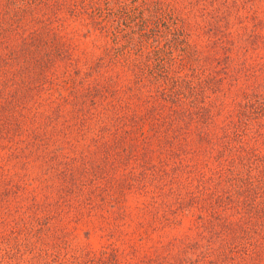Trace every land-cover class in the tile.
Returning a JSON list of instances; mask_svg holds the SVG:
<instances>
[{
	"label": "trees",
	"instance_id": "obj_1",
	"mask_svg": "<svg viewBox=\"0 0 264 264\" xmlns=\"http://www.w3.org/2000/svg\"><path fill=\"white\" fill-rule=\"evenodd\" d=\"M185 2L186 7L178 6L172 12L168 7L172 20L169 23L163 18L164 27L158 29L155 24L162 12L154 20L141 17L140 23L136 14L127 13L129 23L114 29V18L118 22L125 12L117 7V12L100 22L107 27H100L103 39L97 42L93 31L99 30V24L94 17H72L74 21L67 26L66 8L65 14L61 8L68 6L66 0H0V89L10 90L5 97L10 100L0 98V137L5 140L10 136L3 149L26 162L31 150L48 159L50 140L55 145L64 141L74 146L79 141L81 147L100 149V158L85 160L82 165L96 179L108 175L110 164L115 167L120 159L125 161L122 152L115 151L129 149L132 161L141 164L118 179L120 191L110 207L121 218L112 231L121 229L130 216L123 195L136 190L149 197L131 215L137 224L132 233L138 241L160 231L164 240V234L170 233L173 237L165 240L186 241L181 246L185 252L188 241L245 240L248 242L242 248L236 247L241 252L246 250L244 257L264 241L262 201L248 199L259 181L257 174L245 177L244 151L238 153L241 157L219 155L230 140L227 133L220 132L228 121L220 123L225 117L222 120L216 115L243 116L254 100L262 78L257 75L264 72V0ZM207 28L212 43L214 36L222 38L221 51H216L214 43L210 48L212 59L218 61L222 55L231 59L236 53L235 65L219 75L212 87L195 64L201 59L200 53L192 57L188 52H174L188 44L190 32L200 34ZM113 34L119 39L113 41ZM238 35L247 40L237 39ZM92 42L101 50L114 51L107 63L102 64L97 55L93 63H83L85 56L94 54L87 46ZM121 45L125 51L117 52ZM74 70L78 72L74 74ZM20 82L29 89L23 99L16 93ZM29 100L35 111L43 108L33 128L27 130L31 133L25 135L22 132L27 131L21 126L18 130L19 121L12 114H17L16 102L25 108ZM11 102L14 112L8 114L4 105ZM41 126L48 128L45 134L36 133L43 132L36 130ZM134 148L138 152H133ZM196 166L201 169L200 177H195ZM159 174L163 181L155 179ZM214 174L215 186L207 187V176L209 182ZM71 182L77 183L74 178ZM224 198L229 200L225 207ZM187 218L193 223L194 236L176 234L172 227L183 225ZM225 256L227 259L223 256L218 264L240 262ZM165 258L169 261L164 264H175L171 255ZM176 262L190 264V257L183 255Z\"/></svg>",
	"mask_w": 264,
	"mask_h": 264
},
{
	"label": "rangeland",
	"instance_id": "obj_2",
	"mask_svg": "<svg viewBox=\"0 0 264 264\" xmlns=\"http://www.w3.org/2000/svg\"><path fill=\"white\" fill-rule=\"evenodd\" d=\"M66 5L68 6L61 5V8L64 9V14L66 8L67 26L69 21H74L72 17L79 16L83 19L94 17L99 24V26L96 25L99 30L93 32L99 42L103 39L100 35V27L101 29L107 27L104 23L100 26V22H104L117 7H121V10L125 12L118 22H116L117 18H114V29L122 28L126 22L129 23L126 19L127 13L136 14L140 23L141 17L154 20L162 12V17L158 18L155 24L158 29L164 27L163 18L171 22L170 10L171 12L173 9L177 10L178 6L186 7V2L185 0H66ZM188 6L192 7L190 4ZM114 37L113 41L119 39V37L116 38L117 36ZM211 37L208 28L200 34L190 32L189 39L186 41L188 44H182L179 50L174 52L179 55L188 52L192 57L200 53L201 59L195 64L203 70L200 76H204L206 81L211 82L212 87L213 84L217 85L219 75L226 73L227 68L235 65L236 53H232L231 59L224 55L218 61L212 59L209 54L210 48L214 43L216 51H221L219 41L222 38L216 35L212 43ZM170 38L171 36L167 37L168 40ZM239 38L242 37L238 35L237 39ZM184 39L186 40V37ZM242 39L247 40L245 37ZM110 44H112V37ZM87 46L94 54L88 52L91 58L85 56L83 63L87 61L90 64L93 63V58L97 55L96 58L100 56L98 60L104 64L114 53L113 50H101L98 43L94 45L92 42ZM125 49V45H121L116 50L123 52ZM60 71L62 73V69ZM76 72L78 71L74 70L73 73ZM257 76L262 78L259 79V87H256L253 94L254 100L246 108L245 115L227 117L217 114L216 118L223 120L225 117V120L220 123L228 121L221 125L220 132L227 133L226 139L230 140L225 145L226 148L220 150L219 155L241 157L242 154L238 153L244 151L246 166L243 171H247L245 177H255L254 174H257L259 181L256 192L248 194V199L257 198V201H262L264 216V72ZM24 77L27 78V75L25 74ZM20 83L23 88L19 85L20 89L18 88L16 93L23 99L25 96L22 95L29 89H26V85L22 82ZM33 83L37 84L36 80H33ZM9 91L8 88H1L0 98L6 99L5 101L10 100L5 98L9 96ZM205 96L206 92L202 90V97ZM12 106L13 102L4 105V108L9 110L8 114L14 112ZM15 106L17 114L12 115L19 121L16 123L18 130L20 126L23 131L33 128L35 121L40 118L38 114L43 107L35 111L33 107L36 106L32 100H29L25 108H19L21 105L17 102ZM36 130H43L36 133L45 134L48 128L41 126ZM22 133L26 135L31 132ZM47 133L51 134L50 131ZM4 139L0 137V264H164L165 261H169L165 258L167 255L176 259L175 264H183V262H176L183 255H189L190 264H218L217 261L223 256L226 258V254L235 258V262H241L237 264H264V241H259L258 248L251 249L244 257L243 252L246 250L241 252V248L242 244L248 242L245 240L229 241L230 243L228 241H188L189 248L185 252L181 251V246L186 241H166L169 237H173L170 233L164 234L163 238L166 240L159 237L162 233L160 231L152 233L151 238L138 241L132 233L137 224L131 215L136 214L138 204L143 206L149 201V197L136 190L123 195L128 206L126 213H130V216L121 229L116 228L112 231L111 227L121 218L120 215H115L113 208L110 207L111 203L118 198L117 194L120 191L118 179L129 168L132 170L136 168L134 165L141 164L140 162L137 164L136 160L132 161V151L129 149L115 151V154L122 152L125 161L120 159L115 167L110 164L108 175L102 179H96L92 172H85L82 165L85 160L90 162L100 158L102 152L100 149L81 147L82 142L79 141L80 144L74 146L75 143L65 144L64 141L55 145L50 140V146L47 147L48 159L36 156V152L32 153L31 150L26 162L23 157L19 158L6 153L3 147L10 136ZM18 146L20 147L16 145ZM227 151L228 153H225ZM133 152L138 150L134 148ZM230 163L236 162L230 161ZM196 167L195 177H200L201 169ZM202 174L206 176L205 173L202 172ZM209 177L211 181L208 182L207 176L206 186L214 187L215 174L213 175L215 178H212V175ZM73 178L77 183L71 182ZM155 179L163 181L164 176L159 174ZM65 195L69 197L71 204L66 201ZM191 202H194V197ZM228 204L229 200L224 198V207ZM228 210L226 213H229ZM172 229L178 235L188 233L194 236L195 234L193 223L190 224L189 218L183 225L173 226ZM238 245L241 246L240 250H236ZM157 255H160L159 259L156 258Z\"/></svg>",
	"mask_w": 264,
	"mask_h": 264
}]
</instances>
